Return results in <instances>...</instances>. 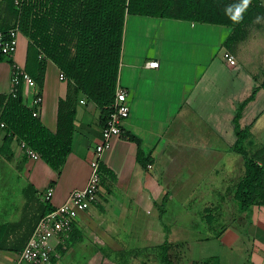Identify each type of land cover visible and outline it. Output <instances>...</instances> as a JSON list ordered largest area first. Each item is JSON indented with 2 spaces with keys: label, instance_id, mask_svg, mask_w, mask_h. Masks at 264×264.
<instances>
[{
  "label": "crops",
  "instance_id": "0c3cea01",
  "mask_svg": "<svg viewBox=\"0 0 264 264\" xmlns=\"http://www.w3.org/2000/svg\"><path fill=\"white\" fill-rule=\"evenodd\" d=\"M253 20L228 46L235 32L229 25L126 15L118 86L128 92L131 115L100 156L110 172L101 200L80 212L61 264H163L165 246L173 264H264V204L244 208L235 197L246 174L245 158L234 150L235 101L244 102L255 88L238 121L249 131L244 147L256 149L264 163L257 152L264 149V47L258 44L264 22ZM13 22L9 0H0V29ZM28 44L20 32L16 52L0 59V94L11 93L15 66L25 71ZM227 51L235 65L224 58ZM149 60L159 66L149 67ZM61 73L48 59L43 86L23 90L28 107L42 96L39 117L52 131L69 92ZM105 117L78 93L72 151L60 172L31 157L24 140L0 122V229L8 225L0 264H32L20 259L12 239L34 231L50 186L54 206L86 187ZM104 189L115 207L101 205Z\"/></svg>",
  "mask_w": 264,
  "mask_h": 264
},
{
  "label": "trees",
  "instance_id": "16d2710c",
  "mask_svg": "<svg viewBox=\"0 0 264 264\" xmlns=\"http://www.w3.org/2000/svg\"><path fill=\"white\" fill-rule=\"evenodd\" d=\"M235 2L236 0H21L20 5H16L15 0H9L14 22L0 31L18 27L28 37L25 71L41 87L44 84L47 60L51 59L69 81V92L65 99H60L58 127L56 131H52L42 123L39 116L33 114L35 107L24 104L25 84L21 77L16 95L0 94V122H5L10 135L22 138L41 158L60 172L72 151L78 93L82 91L103 109L105 122L112 110L118 89L127 14L229 25L235 31L226 41L229 46L241 36L246 23L257 15H264L261 1L252 0L243 21L234 24L224 15L223 9ZM5 56L0 52V59ZM257 90L255 88L244 102H236L234 117L238 137L234 150L244 156L246 165V174L237 187L235 197L244 208L252 203L264 204V163H260L244 147L249 131L247 128L241 129L238 121ZM100 169L103 182L106 179L104 174L110 172L102 163ZM54 208L51 202L44 200L38 221ZM7 228L8 225H3L0 229V247L6 246L4 241L7 240ZM31 233L14 237L13 247L23 249ZM168 242L166 239L164 245ZM162 257L164 264H173L166 246ZM55 261L56 258H53V263Z\"/></svg>",
  "mask_w": 264,
  "mask_h": 264
},
{
  "label": "built area",
  "instance_id": "2783aa9c",
  "mask_svg": "<svg viewBox=\"0 0 264 264\" xmlns=\"http://www.w3.org/2000/svg\"><path fill=\"white\" fill-rule=\"evenodd\" d=\"M20 2L21 0H15L16 5H20ZM19 33L18 27L0 31V52L2 54L8 57L13 56L17 50ZM224 58L230 65L236 64L234 55L229 51L225 52ZM146 64L149 67H158L159 61L149 60ZM60 76L66 79L63 73ZM21 77L24 84H36L35 80L26 71H21L15 66L13 73L14 87L11 91L13 95H16ZM33 101L35 106L33 114L39 116L42 96L37 95ZM111 107L112 110L103 127L102 142L96 147L97 157L91 161L92 171L86 187L74 189L63 204L55 206L54 209L40 218L26 245L20 252L22 261L32 264H53V258H56L55 264H59L58 260L62 256V250L67 247V242L80 212L89 209L101 200L102 172L100 169V156L110 146L113 137L122 133L124 122L131 115V103L125 88L118 86L116 98ZM1 125L5 126V122H2ZM23 146L26 147V152L31 157H40V154L25 141ZM53 194L54 188L50 186L45 193L44 200L52 202Z\"/></svg>",
  "mask_w": 264,
  "mask_h": 264
},
{
  "label": "clouds",
  "instance_id": "9594fccd",
  "mask_svg": "<svg viewBox=\"0 0 264 264\" xmlns=\"http://www.w3.org/2000/svg\"><path fill=\"white\" fill-rule=\"evenodd\" d=\"M251 3L252 0H236L235 3L227 5L223 9V13L234 24H239L243 21L244 14L250 7ZM261 22H264V16L262 15H257L253 20V23H261Z\"/></svg>",
  "mask_w": 264,
  "mask_h": 264
},
{
  "label": "rangeland",
  "instance_id": "374dc122",
  "mask_svg": "<svg viewBox=\"0 0 264 264\" xmlns=\"http://www.w3.org/2000/svg\"><path fill=\"white\" fill-rule=\"evenodd\" d=\"M260 43V45H263V47H264V34H263V37H262V40H258V44ZM244 54L249 58V55H250V53L248 52V50L247 51H245L244 52ZM223 80V79H222ZM222 80H221V84L223 83L222 82ZM227 82H228V80H226ZM225 81V82H226ZM226 82V84H225V86L224 87H226V91L228 90L227 89V87H228V83ZM235 86H238V84H234ZM227 94V93H226ZM235 104H236V101H235ZM261 144V142H258V145H260ZM248 151L250 152V155H252V156H255V152H256V149H248ZM257 152H258V155L261 157V158H263L264 159V149L262 148V149H259V148H257ZM239 153V152H238ZM107 187H108V185H106ZM103 192H104V195L102 196V203H101V205L102 206H105V205H110L111 207H115V204H116V201L114 200V198L112 199L111 198V196L109 195V193L106 191V189H104L103 190ZM118 198H120L121 199V196H118ZM67 247H68V242H67ZM66 247V249H68ZM61 258L59 259V264H61ZM128 262V261H127ZM139 261H137V263H138ZM154 264H160V261L159 260H154V261H152ZM163 262V261H162ZM136 263V264H137ZM148 262L147 261H145V263L144 264H147ZM53 264H55V263H53ZM128 264H130V262H128ZM164 264V263H163Z\"/></svg>",
  "mask_w": 264,
  "mask_h": 264
}]
</instances>
